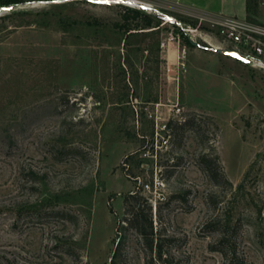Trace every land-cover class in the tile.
<instances>
[{
	"label": "rangeland",
	"instance_id": "1",
	"mask_svg": "<svg viewBox=\"0 0 264 264\" xmlns=\"http://www.w3.org/2000/svg\"><path fill=\"white\" fill-rule=\"evenodd\" d=\"M138 1L160 15L151 28L119 26L135 1L0 6V264H108L118 241L120 264H148L141 238L121 227L134 190L175 237L164 250L176 264H224L204 228L216 216L241 218L239 255L264 264V65L197 45L243 50L208 13ZM188 118L199 134L165 127ZM209 145L231 185L198 166Z\"/></svg>",
	"mask_w": 264,
	"mask_h": 264
},
{
	"label": "trees",
	"instance_id": "2",
	"mask_svg": "<svg viewBox=\"0 0 264 264\" xmlns=\"http://www.w3.org/2000/svg\"><path fill=\"white\" fill-rule=\"evenodd\" d=\"M24 2V0H0L1 5H13L16 3ZM257 7V0H248L247 9L248 12L253 13ZM122 21L119 22V26L130 30L132 28H151L153 26L154 20L159 19L160 15L157 12L147 13L146 9L134 8V7H124V11L121 15ZM141 17L142 23H133L131 26V21L136 18ZM253 21V18H249ZM181 23H175L176 25L182 27L184 25V20L179 19ZM189 44L194 45L195 43L188 40ZM167 130L175 132V130L191 128L199 134L198 128L194 124L193 118L184 119L183 121L169 120L165 126ZM204 133V131H203ZM206 140H209V135H205ZM126 156L125 160H128ZM124 160V162H125ZM197 164L206 174V176L216 185L221 187H226L231 185V181L227 178L223 172L222 165L218 155L213 152V145H209L208 151L201 153L197 157ZM125 166V165H122ZM179 196L177 194L172 195L171 198ZM210 203L217 205L212 196L208 197ZM126 213L121 222L122 228H132L138 236L141 238L145 248L148 250L149 255L147 262L148 264L153 263L154 255L156 252V259L159 264H176L174 262V255L170 252L164 250V244L166 241H174L175 237L173 235H166L163 233L162 229L155 226L154 213L152 204L148 199L139 191L134 190L129 192L124 197ZM60 212V211H59ZM64 213V211H62ZM120 223V220H119ZM125 225V226H124ZM242 226L241 218L224 219L219 216L210 217L204 223V228L208 231L217 232V238L213 243L210 244V249L219 251L224 257V264H244L245 259L242 255H239L238 250V236L239 231ZM120 240V239H119ZM123 241L116 244V247L111 256V260L108 264H120L122 259V249Z\"/></svg>",
	"mask_w": 264,
	"mask_h": 264
},
{
	"label": "built area",
	"instance_id": "3",
	"mask_svg": "<svg viewBox=\"0 0 264 264\" xmlns=\"http://www.w3.org/2000/svg\"><path fill=\"white\" fill-rule=\"evenodd\" d=\"M212 25H216L218 34L227 41L243 48L237 50L246 54L252 62L264 65V27L249 20L235 17L206 14ZM201 17V19H205ZM164 142H168L165 140Z\"/></svg>",
	"mask_w": 264,
	"mask_h": 264
},
{
	"label": "crops",
	"instance_id": "4",
	"mask_svg": "<svg viewBox=\"0 0 264 264\" xmlns=\"http://www.w3.org/2000/svg\"><path fill=\"white\" fill-rule=\"evenodd\" d=\"M174 3L187 7L189 9H195L203 11L208 14L221 15L225 17H235L241 20H250L249 18H256L257 20H264L263 13L261 11V5L258 4L257 13L250 14L247 9L248 0H172ZM258 2H260L258 0ZM258 15V16H257Z\"/></svg>",
	"mask_w": 264,
	"mask_h": 264
},
{
	"label": "water",
	"instance_id": "5",
	"mask_svg": "<svg viewBox=\"0 0 264 264\" xmlns=\"http://www.w3.org/2000/svg\"><path fill=\"white\" fill-rule=\"evenodd\" d=\"M85 1H90V2H94V3H100V4L123 3L126 5H130L133 2V0H85ZM136 3L140 6V8H143V9H148L151 7L149 4L144 3L142 1L137 0ZM2 8L5 10H9L12 8V5H6V6H3ZM161 16L165 20H170L173 22L177 21L178 23H181L180 20L173 19L169 14H164ZM197 45H199V46H201L207 50L215 51V52H218V53H221L224 55H229V56H231L235 59H238L240 61H243L245 63H249L251 61V59L246 54L242 53L241 51H239L235 48H225V47H220V46H216V45H212V44L202 45L200 43H197Z\"/></svg>",
	"mask_w": 264,
	"mask_h": 264
},
{
	"label": "bare ground",
	"instance_id": "6",
	"mask_svg": "<svg viewBox=\"0 0 264 264\" xmlns=\"http://www.w3.org/2000/svg\"><path fill=\"white\" fill-rule=\"evenodd\" d=\"M133 1L137 2V0H133Z\"/></svg>",
	"mask_w": 264,
	"mask_h": 264
}]
</instances>
